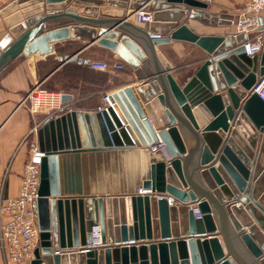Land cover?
Returning a JSON list of instances; mask_svg holds the SVG:
<instances>
[{"label": "water", "instance_id": "95a60500", "mask_svg": "<svg viewBox=\"0 0 264 264\" xmlns=\"http://www.w3.org/2000/svg\"><path fill=\"white\" fill-rule=\"evenodd\" d=\"M149 1L75 0L120 8L102 17L95 8L78 15L71 0H10L0 9L8 30L0 71L21 54L44 57L52 43L80 37V22L99 26L88 41L113 50L144 80L114 91L107 111L70 109L36 129L46 155L29 264H264V100L253 91L264 48L247 56L245 33L200 34L184 20L229 26L237 14H211L201 0ZM140 8L152 10L150 23L135 22ZM164 13L179 18L151 38L148 26ZM62 16L73 26L45 28ZM172 40L207 55L181 85L158 46ZM159 139L165 152L149 150ZM94 225L104 245L93 246ZM126 240L134 242L113 244Z\"/></svg>", "mask_w": 264, "mask_h": 264}, {"label": "crops", "instance_id": "0c3cea01", "mask_svg": "<svg viewBox=\"0 0 264 264\" xmlns=\"http://www.w3.org/2000/svg\"><path fill=\"white\" fill-rule=\"evenodd\" d=\"M9 1L10 0H0V9ZM246 1L247 0H203V2L207 4V11L211 14L226 12L237 15L239 9L242 8ZM151 2H153V0L149 1V3ZM45 4L46 3L43 1L44 7ZM67 6L76 8L78 15H80L86 8H95L96 11L98 10L97 17H102L100 13L116 15L120 10L118 7H107L105 4L91 3L86 5L85 3H76L75 0H71L70 4ZM126 11L127 9H124V12ZM178 18L179 16H167L165 13L160 15L159 19L148 26L149 33L162 32V30L165 29V24L171 22L168 20H178ZM262 19L264 22V10L262 11ZM27 20V18H23V22L27 23ZM184 20L194 28L195 32L200 34L233 32L232 24L229 26H212L205 25L194 19ZM72 22L73 21L70 20V17L62 16L46 21L45 28L64 25L72 27ZM27 25L29 26V24ZM74 26L85 29L81 32L82 34L80 37L76 36L73 39L52 43L54 46L53 53L44 57H41L38 52H35L30 56L21 54L0 71V185L2 183V192L6 196H14L17 194L22 166L28 155L27 143L25 142L19 148L18 144L29 133V130L33 127L35 122L42 117V115H38L34 117V119L31 118L26 108L20 103L26 90L32 87L38 80L37 65L40 60H44L47 56H54V59H58V51L63 50L64 54L66 56L69 55L70 59L62 62L57 69L71 61V58L74 57L75 61H78V64L83 65L84 63L88 71L93 73L100 72L103 74L101 77L96 76L95 78L87 75L84 79H80L76 88L72 89L70 92H64L72 95V99L66 102L64 110H96L97 105L100 103L101 95L104 92H114L125 86L135 87L144 81L143 79L139 80L136 78V71L127 65L118 71H101L90 68L89 63L91 61H97L106 56H109L110 60L113 62L122 60L113 50L100 46L95 41H88L93 35L97 37L96 34L100 28L99 26H90L80 22H77ZM87 30L91 31L92 34L87 32ZM7 33L8 30L0 15V40L3 39ZM158 46L167 60L174 67L172 75L180 85L184 83L185 79L189 77L203 59L207 57L202 49L189 42L172 40L169 43L159 44ZM51 74L47 75L45 79H48ZM33 139L37 140L36 134H29L27 141ZM194 178L198 184H202L201 179L198 180L196 175H194ZM140 190L141 188H138L137 192ZM163 194L166 197H170V200H172V197L169 194ZM155 197L157 198L158 196L156 195ZM189 206H196V203L189 204ZM157 234L159 235V230L157 231ZM196 235L201 236L206 234ZM178 236L182 237L181 233ZM183 236L185 237L189 235ZM170 238H174V236L172 235ZM159 239V237L154 238V240Z\"/></svg>", "mask_w": 264, "mask_h": 264}, {"label": "built area", "instance_id": "2783aa9c", "mask_svg": "<svg viewBox=\"0 0 264 264\" xmlns=\"http://www.w3.org/2000/svg\"><path fill=\"white\" fill-rule=\"evenodd\" d=\"M203 1V0H202ZM264 10V0H247L238 11V17L233 25V34L243 32L246 35L241 43L243 52L247 56L260 54L264 48V22L262 11ZM152 10L138 9L135 12V22L150 23L152 21ZM158 33H150L151 38H159ZM123 61H114L108 63L105 61H91L89 67L101 71H118L125 67ZM259 97L264 100V75L259 83L253 88ZM64 92L50 90L33 85L23 96L21 104L26 108L31 118L38 115L42 117L35 122L29 133L18 144V148L25 142L28 145V155L22 166L18 192L14 196H6L2 192V183L0 185V264H29L33 258V250L39 243V227L36 213V199L38 198L39 173L42 158L46 155L45 151L40 150L37 140L27 141L28 135L35 133L38 126L46 119L57 116L67 110L62 101ZM112 91L104 92L101 95L100 103L96 110H106L112 106L110 96ZM162 149L165 152L164 145L159 139L154 145L148 146V149L154 151ZM139 192H143L140 190ZM93 246L104 245L101 242V233L99 225L92 227ZM133 240L119 241L118 246L133 243ZM211 264H219L213 262Z\"/></svg>", "mask_w": 264, "mask_h": 264}, {"label": "trees", "instance_id": "16d2710c", "mask_svg": "<svg viewBox=\"0 0 264 264\" xmlns=\"http://www.w3.org/2000/svg\"><path fill=\"white\" fill-rule=\"evenodd\" d=\"M57 55L62 59H54V56H47L44 60H40L37 65L38 80H42L47 75L52 73L49 77L50 79L48 78L49 83L47 85L50 90L70 92L72 89L76 88V86L80 82V79H84V77H86L87 75L91 77H101L103 75L100 72L93 73L88 71L84 63L83 65H81L78 64V61L75 60H71L57 69L63 62V58L66 57L63 50H59ZM110 61L113 62L112 60ZM54 70L56 71L53 72Z\"/></svg>", "mask_w": 264, "mask_h": 264}, {"label": "rangeland", "instance_id": "374dc122", "mask_svg": "<svg viewBox=\"0 0 264 264\" xmlns=\"http://www.w3.org/2000/svg\"><path fill=\"white\" fill-rule=\"evenodd\" d=\"M97 61H105V62H108V63H112L111 61H110V58H109V56H106V57H104L103 59H99V60H97ZM112 74V73H111ZM95 78V77H94ZM50 79V78H49ZM49 79H42V80H37V82L35 83V85H39L40 87H42V88H45V89H49L48 87H47V85H48V83H49ZM27 93V90H26V92L24 93V95ZM23 95V96H24ZM23 98V97H22Z\"/></svg>", "mask_w": 264, "mask_h": 264}]
</instances>
